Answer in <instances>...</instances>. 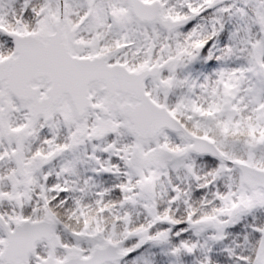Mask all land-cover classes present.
<instances>
[{"label": "snow or ice", "instance_id": "snow-or-ice-1", "mask_svg": "<svg viewBox=\"0 0 264 264\" xmlns=\"http://www.w3.org/2000/svg\"><path fill=\"white\" fill-rule=\"evenodd\" d=\"M0 264H264V0H0Z\"/></svg>", "mask_w": 264, "mask_h": 264}]
</instances>
